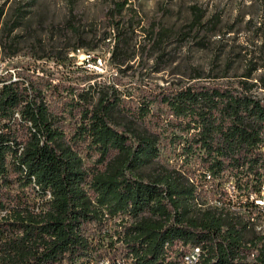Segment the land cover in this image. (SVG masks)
Instances as JSON below:
<instances>
[{"label":"trees","instance_id":"trees-1","mask_svg":"<svg viewBox=\"0 0 264 264\" xmlns=\"http://www.w3.org/2000/svg\"><path fill=\"white\" fill-rule=\"evenodd\" d=\"M64 1L63 47L49 55L18 33L35 1L0 4V54L29 57L15 80L0 72V264H164L176 244L201 246V264H234L242 241L264 243L251 221L264 222V20L192 4L179 27L166 8L146 25L131 0H107L101 32ZM107 41L113 81L81 85L38 65L68 68ZM149 69L164 85L141 80Z\"/></svg>","mask_w":264,"mask_h":264},{"label":"rangeland","instance_id":"rangeland-1","mask_svg":"<svg viewBox=\"0 0 264 264\" xmlns=\"http://www.w3.org/2000/svg\"><path fill=\"white\" fill-rule=\"evenodd\" d=\"M30 0H0V4L6 3H26ZM34 4L31 7L28 20L19 30V36L23 45L34 47L35 54H43L51 52V49L58 44L61 48L60 36L63 35L62 26L68 17L69 4L64 0H34ZM107 0H76V7L78 11V19L85 21L87 25L96 24L99 27V31L104 30V13L107 7ZM140 10L142 17L147 25L149 22L157 17L160 8L169 9L172 12L170 18L166 20V23L173 26H181L183 21L188 15V7L192 4H197L208 9V12L212 14L215 11H221L225 20H232L238 10H242L246 13H252L257 17L258 21L264 20V0H131ZM86 29V28H85ZM91 32L90 28L87 27ZM92 34V33H89ZM70 37V36H69ZM91 37V35H89ZM140 39L143 36L139 37ZM72 39V44H77L76 39ZM247 39L242 37L240 43L248 45L249 49L252 46L251 43L246 42ZM23 46V47H24ZM113 44L109 41L104 43L97 51L89 52L86 49L77 50L72 56V66L65 68L64 66L56 67L53 61H42L39 64L45 65V69L48 70V74L54 78H67L72 77L73 81L81 85H88L94 81H111L117 76V71L108 64L109 52ZM45 51V52H44ZM90 55V56H88ZM181 57L186 60L193 59L194 63L207 67L210 61L207 53L201 52H188L184 49L181 53ZM102 60L103 65L99 68H95V64L92 59ZM29 57L25 56L23 52L20 56L9 59L4 58L0 54V72L4 74H11L13 80H15L18 69L17 65L27 62ZM150 63L149 65H151ZM77 67H80L78 69ZM84 70H89V74H86ZM92 71H96L100 76L92 75ZM140 71L141 80L144 83L152 85H164V80L168 78L167 74H155L151 72V69ZM97 77V78H96ZM264 196V194H263ZM236 202H240L243 199L232 196ZM253 201V200H250ZM255 203L264 208V197L254 199ZM110 226L116 227L115 224ZM115 229V228H114Z\"/></svg>","mask_w":264,"mask_h":264},{"label":"built area","instance_id":"built-area-1","mask_svg":"<svg viewBox=\"0 0 264 264\" xmlns=\"http://www.w3.org/2000/svg\"><path fill=\"white\" fill-rule=\"evenodd\" d=\"M90 56V55H88ZM95 68H99V66L103 65V61L97 60L94 63ZM251 221L254 223L253 228H260V235H264V222H260L256 216L251 218ZM183 246L184 245H169L167 249V253H173L164 260V264H183V263H196L201 264L204 260V249L201 246H191L195 247V254H184L183 253ZM261 249H263V245H259V249H251V248H244L242 244V252H249L251 255V261H258L261 258ZM108 262H111L110 257H106ZM237 259V255L235 257ZM239 260V259H238ZM133 258H130V262L128 264H134ZM88 264H97L90 261Z\"/></svg>","mask_w":264,"mask_h":264},{"label":"bare ground","instance_id":"bare-ground-1","mask_svg":"<svg viewBox=\"0 0 264 264\" xmlns=\"http://www.w3.org/2000/svg\"><path fill=\"white\" fill-rule=\"evenodd\" d=\"M262 210V209H261ZM256 212V211H255ZM234 215V214H233ZM241 216V215H240ZM244 218V217H243ZM247 219V217H246ZM249 224V223H248ZM247 225V224H245ZM244 225V226H245ZM243 226V227H244ZM246 228V227H245ZM244 229V228H243ZM249 230V229H248ZM255 231V234L258 237H263L264 235H260V228H254L253 229ZM249 232V231H248ZM249 234V233H248ZM248 237V236H247ZM251 237V236H250ZM256 237V236H255ZM261 239V238H260ZM254 240V239H253ZM252 241V240H251ZM247 242V241H246ZM240 243V242H239ZM242 244L244 246V248H251V249H259V245H263L264 243L261 240H255L254 242H248V243H244L243 241L239 244L238 248L236 249V253H237V259H233L234 260V264H256L258 263V261H251V255L249 254V252H242ZM179 245V244H176ZM169 245H166L165 248L166 250L168 249ZM236 247V246H235ZM208 251V250H207ZM262 252V249H261ZM264 252V251H263ZM262 252V253H263ZM183 253L184 254H195V247H190V246H183ZM233 253V254H236ZM261 253V255H262ZM208 254V253H207ZM110 255V254H109ZM108 256V255H107ZM106 256V257H107ZM205 251H204V257H205ZM106 257H102L100 259H97L96 261H93L94 263L97 264H128V262H130V259L127 258H121L117 257L114 259H111V262H108ZM111 257V256H109ZM115 257V256H114ZM208 257V256H207ZM239 259V260H238ZM219 260V259H218ZM217 260V262H218ZM232 260V261H233ZM229 262V261H228ZM214 263V262H213ZM183 264H196V263H183ZM215 264V263H214ZM228 264V263H227Z\"/></svg>","mask_w":264,"mask_h":264}]
</instances>
